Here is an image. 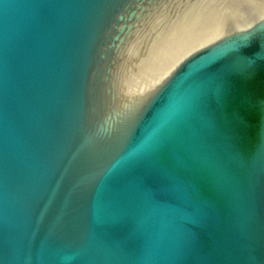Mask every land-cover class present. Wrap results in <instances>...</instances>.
Here are the masks:
<instances>
[{
	"label": "water",
	"instance_id": "1",
	"mask_svg": "<svg viewBox=\"0 0 264 264\" xmlns=\"http://www.w3.org/2000/svg\"><path fill=\"white\" fill-rule=\"evenodd\" d=\"M0 264H264V0H0Z\"/></svg>",
	"mask_w": 264,
	"mask_h": 264
},
{
	"label": "clouds",
	"instance_id": "2",
	"mask_svg": "<svg viewBox=\"0 0 264 264\" xmlns=\"http://www.w3.org/2000/svg\"><path fill=\"white\" fill-rule=\"evenodd\" d=\"M112 130L111 125H108L106 128L102 129L104 132H110Z\"/></svg>",
	"mask_w": 264,
	"mask_h": 264
}]
</instances>
